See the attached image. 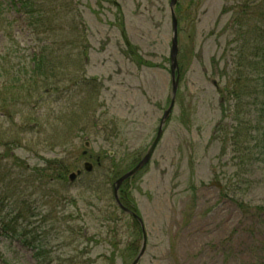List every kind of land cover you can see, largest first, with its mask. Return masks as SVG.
<instances>
[{"label":"rangeland","instance_id":"obj_1","mask_svg":"<svg viewBox=\"0 0 264 264\" xmlns=\"http://www.w3.org/2000/svg\"><path fill=\"white\" fill-rule=\"evenodd\" d=\"M246 1L253 18L246 26L254 30L253 24L264 23V0ZM241 2L177 0L174 107L149 163L122 188L145 228L138 264H264V211L258 209L264 207V146L251 124L239 126L236 143L230 138L238 124L229 95L238 41L228 43L234 36L228 27L233 19L245 21L236 10ZM39 4L43 17L36 13L32 24L2 4L10 22L1 32L3 62L19 66L21 56L28 60L53 41L48 58L69 54L65 69L48 78L47 69L35 78L28 72L27 82L16 87L13 73L0 76L9 85H0V221L12 219L26 199L33 210L18 218V227L28 232L26 241L33 232L52 264L72 257L85 264H130L142 235L115 207L112 178L144 155L170 100L169 0ZM249 50L248 64L254 58ZM59 61L63 57L51 63ZM256 117L252 110L243 120L254 124ZM221 128L232 133L227 143ZM84 161L94 165L90 172L83 171ZM59 164L67 166L65 179L58 178ZM77 170L81 174L70 182L68 174ZM40 171L50 176L40 178ZM113 210L116 221L109 218ZM132 237L135 250L127 252ZM0 264L36 263L20 239L0 229Z\"/></svg>","mask_w":264,"mask_h":264},{"label":"trees","instance_id":"obj_2","mask_svg":"<svg viewBox=\"0 0 264 264\" xmlns=\"http://www.w3.org/2000/svg\"><path fill=\"white\" fill-rule=\"evenodd\" d=\"M9 2H10V5H7L6 0H0V39H1L2 29L4 28V22L10 23L8 18H6L4 14H2V10H3L2 4H5L4 8L14 10L20 15L22 14L28 15L29 19L31 20L30 21L31 24L33 23V18H35L36 13L40 15V19H42L43 17L44 7L40 4L37 6L38 0H10ZM256 7L257 6L255 5L254 9ZM238 8H240V13L242 14V16L245 17V21L243 23L242 22L240 23L238 19H233L232 23L234 24V26H232L231 24V26L228 27V29L229 28L234 29L233 38L236 37V39L234 40H232L233 38L230 39L228 43L231 44L233 41H236V42L238 41L237 46L232 47V51H234L233 57H234L235 64H234L233 69L235 73H233V75L229 77V95H231L236 101L235 107L233 109V114H235L238 120V124L236 125L238 127L237 128L236 126L233 127L234 129L233 134L227 131L222 132L223 128H221L219 131L220 137H221V134H225V135L221 137L220 139L223 143H227L229 141V135L232 134L230 138L233 140L234 143H236L237 138L241 139V136L238 130L239 126H243L244 124H251L255 132L258 133V136H259L258 140H260L262 142V145L264 146V23L258 24V25L253 24L254 30L247 28L246 26L247 20L253 19L252 16L248 15V12L246 11L248 8L247 1L242 0V2L236 7V10H238ZM250 9H253L252 6ZM177 10H178V7L176 8V12ZM249 14L253 15L255 14V11L252 12L249 10ZM55 16L58 17V15H55ZM49 19H50V16L48 17L47 21ZM49 23H50V20L47 25L46 23H44L47 26L46 30L49 29L48 28ZM64 27L65 25H62V28ZM241 29H243V31H241ZM50 30H52V28ZM65 31L67 33L70 31V29L68 31L67 28H65ZM247 33H250V35L246 36ZM44 44H46V42H44ZM70 44L74 45V44H77V42L72 40ZM48 45L49 46H41L42 49L38 53H33L30 57L28 56V60L25 59L23 56H21V59H22L21 64L15 67V66H9L5 62H3L5 60V56L3 55L5 51V46L0 44V71H1L0 76L2 75V73L6 71H10V73H13V77H15L14 80L17 81L15 85L17 87L18 83L25 84L27 82V80L24 81V79L25 78L28 79V76H27L28 72L31 73V78H35L34 76H37V75L40 76L41 74L46 72L44 71L45 69H47V75H45L46 78L49 77L48 75L52 71H54V69H56L57 72L61 73L60 69L63 70L65 69L64 67H66L64 56L67 57L69 53L67 52L66 55L65 54L64 55H58V54L51 55L48 58V55L46 54V49L54 50L56 47H52V46L55 45V41H53V44L48 43ZM68 49L69 47L67 46L66 50L68 51ZM248 49H250L249 55L254 57L253 61H250L251 58L249 59V64H248V58L246 56V50ZM7 52L10 53L9 51ZM82 54L85 56V58L87 57L86 56L87 52L85 51V49H83ZM70 56L71 54L69 55V57ZM54 57H57L58 59L63 57L64 61H59L57 63H54V62L51 63ZM76 64L78 66V63ZM52 73L54 75V72ZM18 75L23 78V81H21L18 78ZM38 79L39 78L35 80L38 81ZM41 79H44V78H41ZM0 85L2 86V89L9 87V85L4 81H0ZM232 97H229V98L233 99ZM241 108H244L245 110L242 111ZM252 110L257 111V117L255 119L254 124L251 123L250 120H243L244 115L249 113ZM219 132L217 131V133ZM258 147L259 145H256V148ZM66 170H67L66 165L59 164L58 178L65 179L64 174ZM121 172H123V170ZM121 172L120 171H118V173L116 172L112 180L115 177H117L119 173ZM48 176L50 175L42 173L41 171L39 173L40 178H44ZM39 177L38 179H40ZM11 197L12 196L9 195L5 198L6 203L10 206V210L12 208V205L15 203L14 197L12 198ZM18 198L20 197H17V199ZM21 205L20 204L16 205L14 209V211H16V214L12 219L10 220H4L3 218L1 219L0 229H1L2 234L13 237V238L20 239V241L24 243L27 247L33 249L34 250L33 254H34V257L37 259V264H52L51 260L43 258L42 256L43 254L40 250L41 246L35 242L33 232H32V237H31L32 239L30 238L31 241H26L28 232L18 227V224H19L18 218L23 217L25 212H27L28 209L29 211L33 210V208H31L28 205V202L26 199H24L21 202ZM258 209L264 211L263 206L258 207ZM109 218L112 221H116L117 215H116L115 210L111 211V213L109 214ZM133 221L137 225V222L135 220ZM137 233H139V230H137ZM112 242H115V236ZM114 247H115V243H114ZM134 250H135V240L132 237V240L129 239V241L126 243L125 251L133 252ZM64 261L66 262V264H85V263H79L78 261H76V257L65 259ZM86 264H94V263L89 261V263H86ZM255 264H263V263H255Z\"/></svg>","mask_w":264,"mask_h":264},{"label":"water","instance_id":"obj_3","mask_svg":"<svg viewBox=\"0 0 264 264\" xmlns=\"http://www.w3.org/2000/svg\"><path fill=\"white\" fill-rule=\"evenodd\" d=\"M177 0H170L169 1V13H170V20H171V31H172V36L170 40V49H169V61H170V76H171V97H170V102L167 106V108L164 110L159 127L157 129L156 135L152 142L150 143L149 147L147 148L145 154L143 157L140 159V161L133 166L130 170L125 172L123 175H121L118 179H116L113 183V195L115 197V200L118 202L117 198V190L122 183V181L133 174H135L145 163L149 161V159L152 156V153L154 151V148L159 141L161 134H162V125L165 122V120L168 118L174 104L175 100V95H176V90L178 86V73H177V53H178V26H177V17L175 13V6H176ZM125 43L128 45V41L125 40ZM84 145L86 147L89 146V142L85 141ZM86 153V150L83 151V154ZM83 167L85 170L89 171L92 168V164L88 161L84 162ZM76 176L75 172H71L68 175L69 180H73ZM120 205V204H119ZM121 206V205H120ZM122 207V206H121ZM123 208V207H122ZM125 209V208H123ZM126 210V209H125ZM138 221L141 224L142 227V244L139 252L137 253L136 257L133 259V261L130 264H137L139 259L141 258L144 248H145V241H146V236H145V231L142 225V221L140 217H137Z\"/></svg>","mask_w":264,"mask_h":264},{"label":"flooded vegetation","instance_id":"obj_4","mask_svg":"<svg viewBox=\"0 0 264 264\" xmlns=\"http://www.w3.org/2000/svg\"><path fill=\"white\" fill-rule=\"evenodd\" d=\"M159 121H160V119H159ZM159 121H158V125H159ZM158 125H157V127H156V130H157V128H158ZM139 160V159H138ZM123 198V199H122ZM122 198L120 199V196H119V199L121 200V203L123 204V206L125 207V208H127L128 210H130V211H132L130 208L132 207V204L130 203V201L127 199V195H125V194H122ZM130 207V208H128V207ZM124 213H125V211H124ZM125 214H129V213H125Z\"/></svg>","mask_w":264,"mask_h":264}]
</instances>
